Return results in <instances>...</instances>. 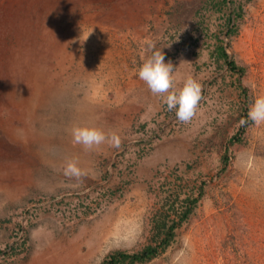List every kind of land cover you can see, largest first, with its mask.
<instances>
[{
	"label": "rangeland",
	"instance_id": "rangeland-1",
	"mask_svg": "<svg viewBox=\"0 0 264 264\" xmlns=\"http://www.w3.org/2000/svg\"><path fill=\"white\" fill-rule=\"evenodd\" d=\"M74 1L57 14L66 38L45 63V101L30 118L2 111L19 128L29 120L32 135L12 153L0 126L1 165H25L0 181V264L141 252L157 243L154 216L200 192L173 245L144 264H192L195 245L193 264H264V123L247 117L264 95V0ZM149 40L175 67V88L189 76L202 85L187 123L138 78ZM74 126L116 133L120 147L85 151ZM72 159L78 180L64 175Z\"/></svg>",
	"mask_w": 264,
	"mask_h": 264
},
{
	"label": "bare ground",
	"instance_id": "bare-ground-1",
	"mask_svg": "<svg viewBox=\"0 0 264 264\" xmlns=\"http://www.w3.org/2000/svg\"><path fill=\"white\" fill-rule=\"evenodd\" d=\"M73 1L0 0V126L7 135L6 141L14 146L11 148L12 153L16 146L21 145L23 152H27V137L32 135L28 130L31 123L26 119L23 128H19L14 125V119L3 120V108L6 105H13L18 108L19 119L22 118L24 111H26L24 116L30 118V114L33 113L29 110H32L33 104L45 101L49 90L45 63L50 59L56 45L66 38L57 14ZM22 89L23 97L16 100ZM11 144L8 146L12 147ZM16 149L19 151V148ZM0 152L2 153L1 141ZM24 168L25 165L20 163L11 165L0 163V181L5 182L7 179L17 177ZM259 201L264 202L263 199ZM261 211L257 215L264 222V209ZM122 231L112 229L107 230V233L121 234ZM195 248L196 245L191 247L194 252ZM194 252L192 256L196 259L197 255ZM54 259L46 253L36 257L30 264L63 263L62 258L54 256Z\"/></svg>",
	"mask_w": 264,
	"mask_h": 264
},
{
	"label": "clouds",
	"instance_id": "clouds-1",
	"mask_svg": "<svg viewBox=\"0 0 264 264\" xmlns=\"http://www.w3.org/2000/svg\"><path fill=\"white\" fill-rule=\"evenodd\" d=\"M145 53V59L138 71V78L147 85L153 95L163 98V103L167 105L169 111L176 110L175 115L179 121L189 122L196 114L202 99V85L189 76L184 80L182 87L175 88L173 77L175 67L171 61L165 62L162 49H157L155 43L149 40L146 41ZM247 117L257 125L264 123V95L255 98ZM71 135L85 151L98 148L105 142L112 147H120V138L116 133L106 134L96 127L74 126ZM64 175L77 180L83 175L75 159L67 161Z\"/></svg>",
	"mask_w": 264,
	"mask_h": 264
},
{
	"label": "trees",
	"instance_id": "trees-1",
	"mask_svg": "<svg viewBox=\"0 0 264 264\" xmlns=\"http://www.w3.org/2000/svg\"><path fill=\"white\" fill-rule=\"evenodd\" d=\"M219 58L225 59L233 71L239 70L235 62L229 60L228 54L223 47H221ZM233 141H231V144ZM202 197V192H200L199 196L188 195L184 199H180L177 196L176 200L166 205L165 211L158 212L153 218L156 245H149L141 252L134 254L124 251L114 252L105 259L103 264H144L159 257L176 241L178 231L190 221Z\"/></svg>",
	"mask_w": 264,
	"mask_h": 264
}]
</instances>
